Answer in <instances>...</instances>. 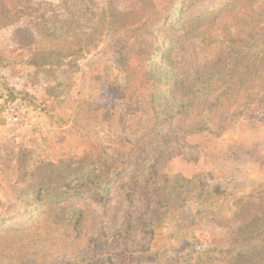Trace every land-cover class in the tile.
<instances>
[{
  "label": "rangeland",
  "instance_id": "1",
  "mask_svg": "<svg viewBox=\"0 0 264 264\" xmlns=\"http://www.w3.org/2000/svg\"><path fill=\"white\" fill-rule=\"evenodd\" d=\"M0 3V264H233L264 214V88L224 102L221 72L229 37L263 47L264 0Z\"/></svg>",
  "mask_w": 264,
  "mask_h": 264
},
{
  "label": "trees",
  "instance_id": "2",
  "mask_svg": "<svg viewBox=\"0 0 264 264\" xmlns=\"http://www.w3.org/2000/svg\"><path fill=\"white\" fill-rule=\"evenodd\" d=\"M181 2L182 1L178 3L181 4ZM18 18L19 14L15 9H12L10 6L0 3V28L8 26L9 24L15 22ZM226 41L228 43L227 47L229 48V59L227 64L225 65V70H222L221 72V76L222 83L227 84V86L231 89V95H229V93H226L222 101L229 102V100H233V98L236 96L237 99L235 101L240 103L247 96L245 91L242 90V87L249 88V84H251V86L255 85L256 87L260 86L262 89L264 88L263 76H255L253 78L245 76V73H248L250 71L249 69H251L252 71H263L264 45L260 49L254 48L252 46H250L249 48H242L235 41H233L231 37H229ZM146 54V52L140 51V53L137 55L143 56L145 60L147 58ZM158 56V59H161L163 57L161 53L158 54L157 57ZM159 61L160 60H158L157 63H159ZM169 67L167 65V69H169ZM129 75H131L130 79L132 81L129 85L130 87L134 85V83L138 84V82L149 84L152 81V77L156 75V71L154 70L153 72L151 69H148L147 63L146 67L142 68L140 71H138V69L136 68L130 70ZM237 87L238 89H234ZM12 97L13 96L11 95L8 99H11ZM197 98H199V100H204L205 95H199L197 96ZM14 99L15 98H12L7 102H11ZM245 103L246 102H243V104ZM248 103L249 105L251 104L250 102ZM211 112L206 113L208 114V117H205L206 114L204 115V120H216L219 117L220 119H223L226 114L221 113L220 111V116H214L211 114ZM174 114H177V112H175ZM42 195L43 191H39L37 193L38 197H41ZM239 233L242 237L241 240L244 242L246 241V246L239 253L234 255V259L231 260L233 264H264V214L255 216L250 222L241 225L239 227ZM209 259V257L204 255V263L207 261L211 262ZM218 264H224V262L220 263L218 260Z\"/></svg>",
  "mask_w": 264,
  "mask_h": 264
},
{
  "label": "built area",
  "instance_id": "3",
  "mask_svg": "<svg viewBox=\"0 0 264 264\" xmlns=\"http://www.w3.org/2000/svg\"><path fill=\"white\" fill-rule=\"evenodd\" d=\"M20 107L17 102L9 104L7 107V120L10 124L20 125L24 123V119L20 113Z\"/></svg>",
  "mask_w": 264,
  "mask_h": 264
}]
</instances>
